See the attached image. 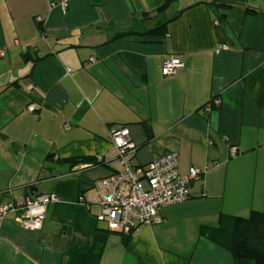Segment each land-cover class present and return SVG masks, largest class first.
Wrapping results in <instances>:
<instances>
[{"label": "crops", "instance_id": "crops-1", "mask_svg": "<svg viewBox=\"0 0 264 264\" xmlns=\"http://www.w3.org/2000/svg\"><path fill=\"white\" fill-rule=\"evenodd\" d=\"M58 1L0 0V205L59 199L40 230L0 216V264H234L233 217L264 212V0ZM171 56L183 66L163 76ZM121 124L133 164L176 151L180 175L200 170L186 200L130 236L96 219L93 187L119 167L108 131Z\"/></svg>", "mask_w": 264, "mask_h": 264}, {"label": "built area", "instance_id": "built-area-1", "mask_svg": "<svg viewBox=\"0 0 264 264\" xmlns=\"http://www.w3.org/2000/svg\"><path fill=\"white\" fill-rule=\"evenodd\" d=\"M66 3L67 0H59L52 2L51 6L58 5L64 10ZM226 49V44H220L216 52ZM261 65L264 68V62ZM182 66L181 60L176 56L165 58L161 64V74L174 75ZM212 103L218 106L220 99L214 98ZM28 108L33 110L32 105ZM108 139L116 149L119 167L107 176L93 181V187L98 193L96 204L99 211L96 219L104 222L109 228H115L130 236L142 226L161 223L163 219L159 212L162 208L186 200L188 186L199 176L200 170L190 167L187 174L180 175L177 171L176 151L153 159L145 165L133 164L136 144L130 138L127 125L111 126ZM228 154L234 157L237 154L236 148L231 146ZM96 159L103 161L99 155ZM58 200L54 193L37 194L21 203L1 204L0 216L14 213L23 228L40 230L47 205ZM79 201L83 203V198L80 197Z\"/></svg>", "mask_w": 264, "mask_h": 264}, {"label": "trees", "instance_id": "trees-1", "mask_svg": "<svg viewBox=\"0 0 264 264\" xmlns=\"http://www.w3.org/2000/svg\"><path fill=\"white\" fill-rule=\"evenodd\" d=\"M178 0H163L161 6L157 9L158 12H163L172 2ZM208 2V0H206ZM237 0H212V3H216L217 6H230L236 3ZM209 3V2H208ZM165 21L162 24H158L153 28H149L145 31H127L117 33L114 37L122 36L129 33L148 34V33H162L166 29ZM22 59H28L27 53L22 54ZM35 60V59H34ZM62 162L75 165L78 163H105L97 160L96 157L76 156L63 158ZM204 233L207 236L219 242L224 239L223 230L219 227L205 229ZM230 243L229 252L232 256L234 264H264V212L253 210L247 217H233V224L230 230Z\"/></svg>", "mask_w": 264, "mask_h": 264}]
</instances>
